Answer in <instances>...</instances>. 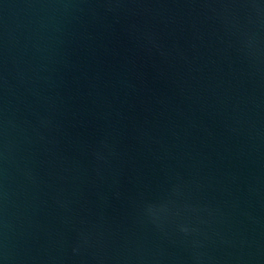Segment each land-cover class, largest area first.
Here are the masks:
<instances>
[{"label":"water","instance_id":"95a60500","mask_svg":"<svg viewBox=\"0 0 264 264\" xmlns=\"http://www.w3.org/2000/svg\"><path fill=\"white\" fill-rule=\"evenodd\" d=\"M0 264H264V0H0Z\"/></svg>","mask_w":264,"mask_h":264}]
</instances>
